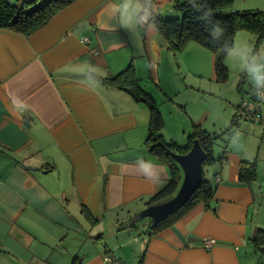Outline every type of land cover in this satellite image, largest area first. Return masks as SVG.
Here are the masks:
<instances>
[{
  "label": "crops",
  "instance_id": "0c3cea01",
  "mask_svg": "<svg viewBox=\"0 0 264 264\" xmlns=\"http://www.w3.org/2000/svg\"><path fill=\"white\" fill-rule=\"evenodd\" d=\"M254 9L264 4L235 0L230 11ZM141 11L137 0H77L30 36L0 29V264H105L108 254L124 264H264L252 242L264 231V123L234 128L204 168L210 205L156 235L147 222L127 226L170 179L144 145L148 109L105 81L132 65L163 119L171 50ZM242 161H256L250 185L239 182Z\"/></svg>",
  "mask_w": 264,
  "mask_h": 264
},
{
  "label": "trees",
  "instance_id": "16d2710c",
  "mask_svg": "<svg viewBox=\"0 0 264 264\" xmlns=\"http://www.w3.org/2000/svg\"><path fill=\"white\" fill-rule=\"evenodd\" d=\"M0 0V29H7L24 36H30L43 28L58 13L69 7L77 0ZM142 11L139 17L147 15L146 25H153L162 38L168 43L169 49L173 52L182 51L190 42H195L211 51L214 55V74L218 81L227 79V69L224 65L225 55L232 49L234 36L239 30L250 31L256 37L254 50L257 52L260 45L264 43V11L243 10L222 13V10L232 6L235 0H196L201 8V13L197 14L189 7L192 0L181 3L175 2L174 10L180 16L175 18H165L156 13L154 8L163 0H153L147 6L144 0H137ZM36 3V6L30 7ZM105 81L115 88L128 93L133 100L146 106L149 113L147 137L144 145L151 155L161 160L168 168L170 179L168 184L157 194L153 195L147 202L148 206L158 205L170 200L177 192L182 180V174L178 166L170 157V153L177 155L186 154L194 141H198L207 157L203 163V168L214 165L217 161L214 157L213 147L216 141L228 142L232 136L235 125L238 124L237 109L231 119V127L225 129L220 134L209 133L202 129L200 125L193 124L191 133L188 135L187 143L181 145L173 140H166L162 130L164 128L163 119L157 102L152 95L144 90L135 76L132 65L117 75L106 78ZM246 80H241L239 90L242 91ZM256 161H242L239 166V182L250 185L256 180ZM216 187L202 178L198 188L190 199L175 213L171 214L165 221L156 227L148 226L145 231L149 236L158 234L161 230L171 227L179 221L185 214L191 211L198 204L210 205L215 195ZM256 252L264 260V231L258 230L252 240ZM76 262V260H74ZM74 263V262H73ZM141 264V261L139 262Z\"/></svg>",
  "mask_w": 264,
  "mask_h": 264
},
{
  "label": "rangeland",
  "instance_id": "374dc122",
  "mask_svg": "<svg viewBox=\"0 0 264 264\" xmlns=\"http://www.w3.org/2000/svg\"><path fill=\"white\" fill-rule=\"evenodd\" d=\"M182 1L184 0H163L156 5V13L165 18L179 17L180 14L174 10V4ZM15 3L16 0H13V4ZM253 3L263 5L264 0H247V6ZM33 6L36 3L30 5ZM232 6L221 12L227 13ZM143 16L148 19L146 14ZM255 39L250 31L236 32L233 47L224 58L227 69V79L224 81L216 79L214 55L203 46L190 42L182 51H171L168 69L171 94H157L165 126L162 133L166 140L186 144L193 124L200 125L209 133H221L223 129L231 127L235 108L241 103L243 96L248 94L249 85L264 75V43L256 52ZM241 80H247L243 84L244 91L238 88ZM148 85L154 89L151 83ZM238 124L232 128H259L255 123L244 120H238ZM222 144L221 140L216 141L213 147L215 154L221 152ZM145 222L148 223V220H142L136 225L143 226Z\"/></svg>",
  "mask_w": 264,
  "mask_h": 264
},
{
  "label": "water",
  "instance_id": "95a60500",
  "mask_svg": "<svg viewBox=\"0 0 264 264\" xmlns=\"http://www.w3.org/2000/svg\"><path fill=\"white\" fill-rule=\"evenodd\" d=\"M188 5L195 13H201V8L197 5L196 0H192ZM169 155L182 174V180L177 192L167 202L148 206L137 213L130 219L127 224L128 227L145 219L151 221V227H156L159 223L165 221L171 214L179 210L190 199L202 181L204 173L203 163L207 155L197 140L193 142L192 147L186 154L177 155L170 153Z\"/></svg>",
  "mask_w": 264,
  "mask_h": 264
},
{
  "label": "built area",
  "instance_id": "2783aa9c",
  "mask_svg": "<svg viewBox=\"0 0 264 264\" xmlns=\"http://www.w3.org/2000/svg\"><path fill=\"white\" fill-rule=\"evenodd\" d=\"M148 19L144 16L141 17L140 23L146 24ZM84 44H89L90 40L86 37L81 40ZM94 55L98 52L96 49L92 50ZM238 120L249 121L256 124L264 123V76L259 77L250 86L248 96L242 99L237 109ZM213 245V240L205 239L203 247L209 249ZM105 264H124L120 259L108 254L104 258Z\"/></svg>",
  "mask_w": 264,
  "mask_h": 264
}]
</instances>
